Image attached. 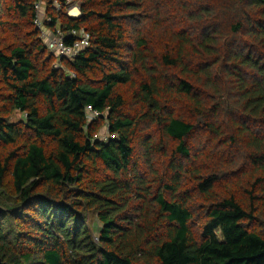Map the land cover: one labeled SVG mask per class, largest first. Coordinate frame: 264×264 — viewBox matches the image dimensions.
<instances>
[{"label": "trees", "instance_id": "1", "mask_svg": "<svg viewBox=\"0 0 264 264\" xmlns=\"http://www.w3.org/2000/svg\"><path fill=\"white\" fill-rule=\"evenodd\" d=\"M220 1L0 0L2 262L264 264V0Z\"/></svg>", "mask_w": 264, "mask_h": 264}, {"label": "built area", "instance_id": "2", "mask_svg": "<svg viewBox=\"0 0 264 264\" xmlns=\"http://www.w3.org/2000/svg\"><path fill=\"white\" fill-rule=\"evenodd\" d=\"M55 7L56 4H55ZM76 11V13H73ZM68 16L74 18L79 15L78 8H72L68 14ZM39 20V19H38ZM37 28L41 30L42 38L46 40V45L49 51H51L57 58H66L72 59L77 54L87 49L90 45V36L84 30L79 31H69L65 34H61L60 32H56L55 35L49 34L47 31L43 30V22L41 20L36 22ZM72 38V44L70 46H65L64 38Z\"/></svg>", "mask_w": 264, "mask_h": 264}, {"label": "rangeland", "instance_id": "3", "mask_svg": "<svg viewBox=\"0 0 264 264\" xmlns=\"http://www.w3.org/2000/svg\"><path fill=\"white\" fill-rule=\"evenodd\" d=\"M214 1H218V2H220L221 3V5L223 6V7H225L226 5L225 4H223L222 2H224V1H220V0H214ZM70 4L67 6V8H66V13L68 14V12L72 9V8H78V5H79V3L78 2H75V3H71V2H69ZM181 3H183L182 1H181ZM190 3H192V2H189L188 4H190ZM204 3V2H203ZM206 3H208V2H206ZM200 5H202L201 3H199ZM43 4L41 3V6H42ZM193 5V4H192ZM198 5V4H197ZM199 5V6H200ZM204 5V4H203ZM195 6V5H194ZM73 13H76V11H74ZM221 14V13H220ZM151 20V19H150ZM177 21L178 20H176V23H177ZM152 22V21H151ZM144 27H141L140 28V30L142 29L143 31L145 30V28L147 27V28H150V26H152L151 24H149V23H146V25H143ZM181 26H183V24L182 23H178L177 25H176V27H174V29L176 30H178L179 28L178 27H181ZM188 27V26H187ZM186 28V27H185ZM151 29V28H150ZM50 31L48 30V33H49ZM145 32H147V33H149L150 31H145ZM151 33H156V31L155 30H151ZM157 34V33H156ZM160 40H161V37L159 36V33L157 34V36L155 35V37H154V44H155V46L154 45H152V49L154 50V51H156L157 49H158V47H156V46H158L159 45V43H160ZM54 63H55V65L57 64L55 61H54ZM92 118V116H89V119H91ZM22 119H24L23 118V116H21L20 114H18V113H15V115L11 118V121L12 122H16V121H19V120H22ZM100 131H99V136H98V138H100V139H102V140H104V139H106L107 138V131H106V128H101L100 127V129H99ZM200 141V142H199ZM189 143H191V144H193L194 143V145H191L190 144V147L191 146H193V147H191L192 148V150H197L198 149V147L201 145V138H200V135H199V133L198 134H196L194 137H193V139L192 140H190L189 141ZM198 143H200V145L199 146H197L198 145ZM163 163H166L165 161L163 162ZM161 163H158V166L160 165ZM157 166V167H158ZM244 170H246V169H244ZM243 170V171H244ZM242 172V171H241ZM154 178V177H153ZM152 178V179H153ZM89 223H92L91 224V227H92V229H93V231H94V233H95V235H96V233H97V231H98V227H97V224H96V221H94V218H93V216H92V214H90L89 215Z\"/></svg>", "mask_w": 264, "mask_h": 264}, {"label": "water", "instance_id": "4", "mask_svg": "<svg viewBox=\"0 0 264 264\" xmlns=\"http://www.w3.org/2000/svg\"><path fill=\"white\" fill-rule=\"evenodd\" d=\"M3 212H4V209H2V208L0 207V213H3ZM0 264H6V263L2 262V260L0 259Z\"/></svg>", "mask_w": 264, "mask_h": 264}]
</instances>
